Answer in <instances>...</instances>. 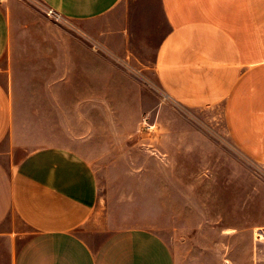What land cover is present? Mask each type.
<instances>
[{
  "label": "crops",
  "instance_id": "crops-1",
  "mask_svg": "<svg viewBox=\"0 0 264 264\" xmlns=\"http://www.w3.org/2000/svg\"><path fill=\"white\" fill-rule=\"evenodd\" d=\"M37 1L63 23L32 0H0V264H178L164 233L194 232L183 217L204 216L205 184L259 224L256 187L242 205V161L227 148L264 165V0ZM134 60L175 103L221 109L223 130L105 125L146 112ZM137 129L161 142L123 160L122 185L137 186L135 215L153 222L115 228L118 199L101 195L111 177L92 160L99 135Z\"/></svg>",
  "mask_w": 264,
  "mask_h": 264
},
{
  "label": "rangeland",
  "instance_id": "rangeland-1",
  "mask_svg": "<svg viewBox=\"0 0 264 264\" xmlns=\"http://www.w3.org/2000/svg\"><path fill=\"white\" fill-rule=\"evenodd\" d=\"M32 1L38 5L40 11L49 19L57 23H63V19H59L55 14H49V9L44 7L39 1ZM98 46L100 50L101 45L99 44ZM134 62H136L135 64L138 67L135 65L136 70H131V73L138 76L146 84L143 92H137L140 94L144 93L146 96V112L138 120H131L129 118L107 119V124L105 125L112 127L115 131L127 132L131 131L132 124L136 123L140 130L148 131L150 127H153L154 130L148 131L150 133L156 130L158 132H166L173 127L178 128L191 125L189 122H192L194 126L211 127L214 129V132L223 130L221 109L214 107L195 109L175 103L158 86L151 70L144 69L145 77L142 79V75L139 74L140 70L137 68H143V65L136 60ZM102 122L103 120H99V126L105 127ZM139 129L135 130L131 136L122 134L99 135L101 145L97 150V159L93 158L92 160L99 171L103 173L105 171L111 177L110 180L112 182L110 185L101 188V195L104 197L108 189L111 198L118 199L119 203H117L115 208L119 209V211L115 210V214L117 215L111 218L115 228L136 224L151 225L153 222L152 217L135 215L137 206L134 199L137 200L135 191L137 186L132 184L122 185V177L126 173L122 166L123 160H126L128 156L137 160L138 154L145 144L147 145L146 147L152 149L153 146H149V144L161 142L159 136H155L154 139L151 134H142L141 131H138ZM213 135L217 139L224 137L223 133L219 134V136L218 134ZM133 145L135 146L133 147ZM167 150L170 151V148H167ZM227 150L242 161V205L249 204V201L246 199L248 197L247 191L251 189L250 186L256 187V192H258L260 199L256 201L258 207L254 221L259 222V224H253L255 222L250 223L249 216L242 217L239 220V217L234 215L231 202L225 200L226 195H223L222 192L218 193L217 190L212 191L213 187L216 186H210L209 184L200 186V191L197 194V198L200 200L194 209L195 212L203 213L204 216L202 214H195L194 217L190 215L183 217L185 224L194 225V232L183 230L178 234L164 233L173 247L178 264H264V227L256 231L254 230L256 226L264 225V199L260 197L264 198V165L248 160L244 154H239L234 148H227ZM147 152L150 154V151ZM174 161L178 162L176 159ZM187 162L191 161L188 160ZM105 166L108 168L105 169ZM248 169L257 174L256 184L249 180ZM219 171V175H221L222 172L221 170ZM227 171H230V169ZM247 188L248 190L245 191ZM102 207L104 210V201L102 202ZM145 208L148 210L146 212L150 214L151 210L148 207ZM201 222L205 225L198 230L195 226ZM218 225L220 227L225 225L226 228L236 227V230L223 235L217 230ZM261 229H263L262 232ZM258 238H261V240ZM218 242H223L226 244V247L222 249L209 247Z\"/></svg>",
  "mask_w": 264,
  "mask_h": 264
},
{
  "label": "built area",
  "instance_id": "built-area-1",
  "mask_svg": "<svg viewBox=\"0 0 264 264\" xmlns=\"http://www.w3.org/2000/svg\"><path fill=\"white\" fill-rule=\"evenodd\" d=\"M49 14H55V16H57L59 19H60V16L59 15H57L52 9H49ZM263 231V229H261V232ZM259 235H261V234H259ZM262 236V235H261ZM259 240H261V238H258Z\"/></svg>",
  "mask_w": 264,
  "mask_h": 264
}]
</instances>
